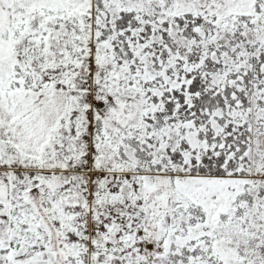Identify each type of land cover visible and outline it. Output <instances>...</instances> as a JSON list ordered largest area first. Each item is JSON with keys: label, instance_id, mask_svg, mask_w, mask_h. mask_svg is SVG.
Segmentation results:
<instances>
[{"label": "snow or ice", "instance_id": "snow-or-ice-1", "mask_svg": "<svg viewBox=\"0 0 264 264\" xmlns=\"http://www.w3.org/2000/svg\"><path fill=\"white\" fill-rule=\"evenodd\" d=\"M0 264H264V0H0Z\"/></svg>", "mask_w": 264, "mask_h": 264}]
</instances>
